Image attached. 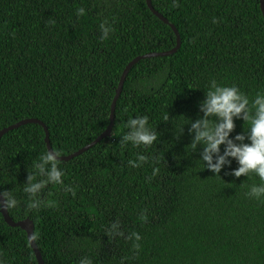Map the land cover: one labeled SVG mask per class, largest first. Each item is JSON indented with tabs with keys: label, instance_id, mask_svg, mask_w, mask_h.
Returning a JSON list of instances; mask_svg holds the SVG:
<instances>
[{
	"label": "trees",
	"instance_id": "obj_1",
	"mask_svg": "<svg viewBox=\"0 0 264 264\" xmlns=\"http://www.w3.org/2000/svg\"><path fill=\"white\" fill-rule=\"evenodd\" d=\"M151 2L176 26L180 47L130 69L111 134L60 160L63 184L47 185L37 209L23 188L31 161L48 150L44 127L27 123L2 135L0 191L18 201L9 214L33 220L44 264H264V197L247 195L260 179L226 175L238 167L234 159L221 177L212 173L185 124L203 115L211 80L237 86L250 101L264 91L261 0ZM101 24L111 28L105 39ZM176 44L147 0H0V130L39 119L52 149L72 154L110 125L128 63ZM143 115L157 141L120 143L127 120ZM234 123L230 137L249 127ZM137 154L146 160L133 167ZM0 264H39L27 232L1 211Z\"/></svg>",
	"mask_w": 264,
	"mask_h": 264
},
{
	"label": "clouds",
	"instance_id": "obj_2",
	"mask_svg": "<svg viewBox=\"0 0 264 264\" xmlns=\"http://www.w3.org/2000/svg\"><path fill=\"white\" fill-rule=\"evenodd\" d=\"M84 11L85 9L80 8L78 14L82 15ZM100 28L101 39L107 38L111 28L104 24H101ZM199 112L203 115L195 120L186 119L185 123L190 124L188 133L192 136V149H197L198 145L202 146L199 160L208 170L220 176L221 169L225 165H231L234 159L238 167L231 169L226 175L238 178L247 176L250 172L255 173L261 183L252 184L247 195L256 199L264 197V91H258L250 101L237 86L219 85L215 80H211L204 99L199 102ZM234 118L242 119L249 127L230 137L235 128ZM183 126L179 133L183 132ZM125 127L128 131L119 140L122 144L131 142L134 146H148L158 139V132L149 126V117L146 115L129 118ZM246 140L248 142H245ZM221 145L224 146L222 154ZM60 157L58 150L51 149L46 150L38 160L31 161L29 167L33 171H28L23 188L30 197V209L40 207V194L47 185L63 184L64 172L59 166ZM145 160L143 154H137L136 160H129V164L137 167ZM65 190L71 191V187L66 186ZM17 203L11 190L0 192V211L14 208ZM117 226L113 224L112 227L115 229ZM80 264H91V261L85 258Z\"/></svg>",
	"mask_w": 264,
	"mask_h": 264
},
{
	"label": "water",
	"instance_id": "obj_3",
	"mask_svg": "<svg viewBox=\"0 0 264 264\" xmlns=\"http://www.w3.org/2000/svg\"><path fill=\"white\" fill-rule=\"evenodd\" d=\"M147 3H148V6L150 7V9L153 11V13L155 15H157L160 19H162L165 23L169 24L173 28V30H174V32L176 33V36H177V44H176V46L172 50H169V51L147 53V54L138 56L135 59H133L132 61H130L128 63V65L125 67L124 71H123V74L121 76V79H120V82H119V85H118V88H117L116 95H115L113 103H112V111H111V116H110V125L108 126V128L101 135H99L94 141H92L91 143H89L86 146L82 147L78 151H76V152H74L72 154H69V155H61L60 160L66 161V160H69V159H71V158H73L75 156L80 155L81 153H83L84 151L90 149L92 146H94L95 144L99 143L102 139H104L105 137H107V136H109L111 134L112 127H113V124H114V119H115V115H114L115 114V106H116V102H117V100H118V98H119V96H120V94L122 92L124 81H125L128 73H129L130 69L140 59L154 57V56L169 55V54H172L175 51H177V49L180 47L181 38H180V34H179L176 26L174 24H172L166 17H164L161 13H159L153 7L151 0H147ZM261 8H262L263 15H264V0H261ZM27 123H38V124H40V125H42L44 127L45 140H46L47 148H48V150H51L52 146H51L50 137H49V130H48L47 126L42 121H40L39 119H36V118L23 119V120L15 123L13 125H10L8 127L3 128L2 130H0V138L2 137L3 134L8 132L9 130L17 128V127H19L21 125H24V124H27ZM1 213H2L5 221L10 226L21 227L22 229H24L27 232L29 241H30L35 253H36V256H37L39 264H44V260L42 258V254H41V252H40V250H39V248H38V246H37V244L35 242V239H34V222H33V220H31L29 217H27V218H25L23 220L15 221L10 216L8 209L5 210V211H1Z\"/></svg>",
	"mask_w": 264,
	"mask_h": 264
}]
</instances>
